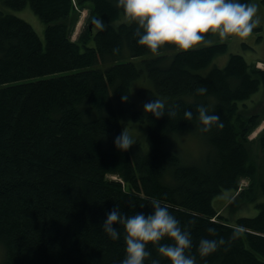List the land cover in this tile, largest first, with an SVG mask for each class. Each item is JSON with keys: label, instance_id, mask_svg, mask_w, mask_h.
Returning a JSON list of instances; mask_svg holds the SVG:
<instances>
[{"label": "trees", "instance_id": "obj_1", "mask_svg": "<svg viewBox=\"0 0 264 264\" xmlns=\"http://www.w3.org/2000/svg\"><path fill=\"white\" fill-rule=\"evenodd\" d=\"M0 2L14 10L29 5L44 24L41 41L28 21L0 8V264H120L123 229L114 225L121 236L110 239L101 228L106 214L118 206L122 214L148 215L153 199L190 231L186 254L196 264H264V201L257 202L264 179H256L249 148V135L264 121V93L250 99L264 89V70L231 53L223 66L205 71L227 50L225 42L186 52L168 45L153 54L137 43L136 25L123 22L116 0ZM85 8L107 27L93 33L88 24L73 40ZM200 87L207 92L198 95ZM134 90L146 103L178 105L176 117L145 113ZM201 104L220 115L223 128L200 131L205 150L185 162L167 144L200 127ZM188 110L191 121L184 119ZM136 123L146 126V146L136 139L118 150L115 137ZM253 142L264 156V129ZM243 178L249 185L240 189ZM226 189L236 194L230 202H255L257 214L231 221L221 209L228 200L215 209V196ZM202 238L225 244L202 259ZM147 250L144 264H170L151 243Z\"/></svg>", "mask_w": 264, "mask_h": 264}, {"label": "clouds", "instance_id": "obj_2", "mask_svg": "<svg viewBox=\"0 0 264 264\" xmlns=\"http://www.w3.org/2000/svg\"><path fill=\"white\" fill-rule=\"evenodd\" d=\"M115 7L122 9L125 24L136 25L133 35L138 37L137 43L153 54L168 45L175 46L177 51L186 52L204 42V34L208 33L217 35L221 40L231 36L247 38L259 23L253 19L257 7L241 3L240 0H116ZM94 24L99 31H104L107 27L99 18L94 20ZM113 51L117 52L118 49ZM206 92V87L196 89L198 95ZM127 99V95H122V101ZM177 108L178 105H168L166 99H154L143 105L144 112L151 113L157 119L165 115L175 118ZM197 112L199 130L202 133L210 132L214 126L218 130L223 128L219 114L209 113L208 108L202 104L197 106ZM184 119L191 121L192 111H185ZM134 143L125 130L114 139V145L120 151H127ZM150 203L152 211L148 215L143 212L122 214L116 206L106 214V219L101 224L103 232L113 241L121 236L114 225L123 229L125 257L120 264H144L151 256L147 250L149 243L170 264H196L195 256L186 254V250L192 247L191 233L187 227L182 228L167 207L161 206L160 200L153 199ZM207 232L213 236L216 234L211 227ZM238 235L236 232L232 238L235 239ZM165 238L172 243L161 244ZM224 244L223 238H202L198 246L199 256L203 259ZM151 264H160V259H152Z\"/></svg>", "mask_w": 264, "mask_h": 264}, {"label": "rangeland", "instance_id": "obj_3", "mask_svg": "<svg viewBox=\"0 0 264 264\" xmlns=\"http://www.w3.org/2000/svg\"><path fill=\"white\" fill-rule=\"evenodd\" d=\"M74 4V0L72 2ZM257 7V13L254 20H258L259 23L256 27L259 29L256 31H252V33L247 38H239L236 36H231L226 40H221L217 35L213 34L211 38L205 40L204 42L196 45L195 47L202 46V45H209V43H220L225 42L227 45V50L223 53H220L215 57V59L210 63L208 67H206L205 71L209 70L212 66L221 67L223 66L231 53H238L243 55L248 63L255 62V66L264 70V3H261L259 0H254L252 3ZM75 6V5H74ZM0 8L9 13H14L15 15L25 19L28 21L32 27H34L35 31H37L41 41H44V24L38 18V16L34 13L33 10L30 9L29 5L22 7L20 10H14L12 8H8L7 6L3 5L0 2ZM78 21L74 27L72 39H76L77 35L86 28L88 24L90 25V29L92 32L98 31L95 28L94 20L91 21L89 16V9H81L78 11ZM103 21L106 25L104 19L99 18ZM90 22V23H89ZM260 37V39L258 38ZM243 43L247 44L245 46ZM253 94L250 99H255V97H259L263 95V87ZM133 93V100L134 102L138 103V106L143 110V105L146 103L144 99H142L136 90ZM251 106V102L248 101ZM263 103H264V96H263ZM248 113L253 112L256 110L253 108L249 109ZM132 127L125 128V131L129 133V135L135 141L138 139L141 144L146 146V126L142 123L132 124ZM264 129V121L256 127V129L249 135V141L251 142L249 145L251 159L253 160L254 164H256V179H264V156L261 153L258 144L253 142L256 140V137L262 132ZM203 134L200 132L199 127L197 125L191 126L189 129L181 131L179 134H175L171 136V139L168 141V149L173 150L176 152L185 162L192 163L196 161L201 156L202 152L205 150V144L202 140ZM111 179H115L114 176L110 175ZM249 178H243L239 182L240 189L241 188H248L249 185ZM235 193L233 190L226 189L222 191V193L215 196L213 200L214 208L220 207L223 203L227 201L226 205L221 208L222 214L226 216L229 220L233 221V219L237 218L238 216H253L257 214L258 209L255 207V202L252 201H242L238 198L236 201L230 202L233 197H235ZM257 202L264 201V194H258ZM232 204H230V203Z\"/></svg>", "mask_w": 264, "mask_h": 264}, {"label": "water", "instance_id": "obj_4", "mask_svg": "<svg viewBox=\"0 0 264 264\" xmlns=\"http://www.w3.org/2000/svg\"><path fill=\"white\" fill-rule=\"evenodd\" d=\"M89 28H90V25H89Z\"/></svg>", "mask_w": 264, "mask_h": 264}]
</instances>
